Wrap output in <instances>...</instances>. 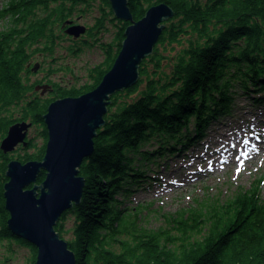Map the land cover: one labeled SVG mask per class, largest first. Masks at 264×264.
I'll return each mask as SVG.
<instances>
[{"label":"trees","instance_id":"obj_1","mask_svg":"<svg viewBox=\"0 0 264 264\" xmlns=\"http://www.w3.org/2000/svg\"><path fill=\"white\" fill-rule=\"evenodd\" d=\"M68 1L69 7L65 0H9L0 8V19L10 20L8 28L0 30V140L10 125L25 119L40 128L43 139L32 152L26 151L33 145L31 140L20 148L25 151L16 158L22 162L44 156L47 130L42 116L49 102L94 89L111 68L130 23L121 20L114 40L102 44L105 59L90 69L89 82L61 88L44 102L27 103L21 118L7 116L9 106L26 98L22 73L31 45L43 40V49L52 51L57 39L54 23H62L72 15L74 4L86 0ZM161 2L174 15L164 22L158 44L183 38L187 44L169 72L156 44L139 65L137 83L110 96L104 124L94 137V152L79 167L84 178L80 202L61 215L55 230L62 236L64 218L73 217V236L67 243L75 264H264L262 177L223 202L204 200L163 215L162 231L141 227L135 219L137 211L124 205L132 186L144 175L132 164L133 157L138 154L148 160L158 150H144V144L156 140L176 152L194 138L203 139L217 120L231 113L237 97L264 105V0H127L134 21ZM34 8L44 14L37 16ZM12 158L0 149V241L6 240L8 249L13 242L29 247L30 257L23 264H35L36 248L7 226L3 186ZM44 178L42 170L36 183Z\"/></svg>","mask_w":264,"mask_h":264},{"label":"rangeland","instance_id":"obj_2","mask_svg":"<svg viewBox=\"0 0 264 264\" xmlns=\"http://www.w3.org/2000/svg\"><path fill=\"white\" fill-rule=\"evenodd\" d=\"M8 1L0 0V8ZM65 2V6H71L70 1ZM74 5L72 15L67 18L90 27L91 32L82 34L84 40L75 44L73 37L62 30L58 21L55 22L53 32L57 39L53 50L43 49V40L30 47V54L33 50L31 56L35 54L31 57L32 61L41 62L43 66L36 75L28 71L32 79L49 74L53 82L78 87L90 81V69L105 59L102 44L114 40L122 19H117L113 11L111 14L110 7L103 0L79 1ZM36 13L37 16L44 14L42 9ZM9 25V18L0 19V30L7 29ZM180 41L172 44L156 43L159 54L163 56L162 66L166 72L171 70L175 56L187 44L186 38ZM24 106L21 102L13 104L4 114L21 118ZM28 138L33 145L26 151L32 152L34 147H39L43 142L40 128L33 125L28 130ZM223 144L227 149L222 150L223 155L218 157L220 164L207 162L210 152ZM159 145L156 140L144 144V150L158 149L148 160L141 159L138 154L133 157L132 164L144 171V175L124 199V205L137 211L134 218L147 230L162 231L166 228L163 215H171L204 200L223 202L239 188H247L261 177L259 188L264 196V105H254L245 97H237L231 113L217 120L205 132L203 139L194 138L185 148L179 146L176 152H169L165 145ZM23 151L25 149L18 148L8 154L14 157L12 159H17L16 156ZM215 165L216 168H212ZM63 221L65 230L61 237L67 241L73 236V217L67 216ZM171 233L177 234L176 231ZM7 244L6 240L0 241V264H23L30 257L29 247L13 242L8 249ZM113 248L117 249L115 245Z\"/></svg>","mask_w":264,"mask_h":264},{"label":"water","instance_id":"obj_3","mask_svg":"<svg viewBox=\"0 0 264 264\" xmlns=\"http://www.w3.org/2000/svg\"><path fill=\"white\" fill-rule=\"evenodd\" d=\"M108 1L116 18L130 22L111 68L94 89L51 101L42 116L47 130L44 156L26 162L11 159L5 171L7 226L13 235L36 248L35 264H75L74 253L55 225L65 211L80 202L84 178L79 167L94 152V137L104 124L110 96L137 83L141 61L153 52L165 27L163 22L174 15L169 5L161 2L134 21L127 0ZM66 25L65 33L73 38L87 30L70 20L63 23ZM31 126L32 122L25 120L10 125L0 142L3 153H12L20 145L26 147ZM42 170L45 178L37 184Z\"/></svg>","mask_w":264,"mask_h":264},{"label":"flooded vegetation","instance_id":"obj_4","mask_svg":"<svg viewBox=\"0 0 264 264\" xmlns=\"http://www.w3.org/2000/svg\"><path fill=\"white\" fill-rule=\"evenodd\" d=\"M52 5H53V3H52ZM110 9H111V7H110ZM33 12H37V8H34L33 9ZM66 20H70V19L69 18H65L62 21V23H59V25H61L63 31H65V28H67L69 26V25H66L65 27L63 26V23ZM72 22L74 24H78L79 23L78 21L73 20V19H72ZM20 27H23V25H20ZM34 28L36 29V27L33 26V28H31V30H35ZM86 28H87V30H86V32L83 35H87V34H89L91 32V28L90 27H86ZM81 36L78 37V38H73V41H74L75 44H78V43H80V41H83L84 40V38L81 37ZM38 42H36L34 44H37ZM34 44H32L31 47ZM30 50H31V48H29V53H30ZM32 52H33V50L31 51V54H32ZM34 55L35 54H33L32 56H34ZM32 56L30 55L29 59L27 60L26 65H25V70L27 72H25V73L23 72L22 73V81H23V84L25 85V87H27L28 90H27L26 95H25L26 98H24L23 100H21L20 101L21 103H23L24 105H27V103H30V102L32 103V102H35L37 100H40L41 102H44L47 99L54 98L57 95L56 94V91L57 90H59L61 88H66V87H71L72 86V85H67V84L61 85L59 83H56V82L51 81L50 78H49L50 77L49 74L47 76H43L40 79H32L31 78V73H28V71L29 72H34V74L36 75V72H38L39 70H41L43 68V66L41 67V62H34V61H32L33 60V59H31ZM59 98H62V97H57L56 99H59ZM25 120H27L29 122H32V121H30L28 119H25ZM19 121H22V120H19ZM29 140L30 139L28 138V132H27V141H28V143H29ZM21 147L22 146L20 145L16 149L21 148Z\"/></svg>","mask_w":264,"mask_h":264},{"label":"bare ground","instance_id":"obj_5","mask_svg":"<svg viewBox=\"0 0 264 264\" xmlns=\"http://www.w3.org/2000/svg\"><path fill=\"white\" fill-rule=\"evenodd\" d=\"M22 121H24V120H22ZM25 121H27V120H25ZM16 122H18V121H16ZM32 125H33V122H32ZM26 140H27V138H26ZM21 148H23V147H21ZM226 149L227 148L225 147L224 144L223 145H218V147H216L215 150H213V151L210 152V154L208 155L206 161L207 162H210V163L217 162V163L220 164V162H218V157L220 155H223L222 154V150L224 151ZM212 168H216V165L215 166H212Z\"/></svg>","mask_w":264,"mask_h":264}]
</instances>
